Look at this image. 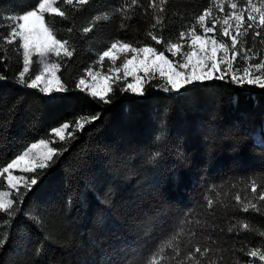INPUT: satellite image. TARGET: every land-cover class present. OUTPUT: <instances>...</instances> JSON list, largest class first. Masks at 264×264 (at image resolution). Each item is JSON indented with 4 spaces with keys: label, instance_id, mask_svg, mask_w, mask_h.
<instances>
[{
    "label": "trees",
    "instance_id": "obj_1",
    "mask_svg": "<svg viewBox=\"0 0 264 264\" xmlns=\"http://www.w3.org/2000/svg\"><path fill=\"white\" fill-rule=\"evenodd\" d=\"M149 2L138 0L125 13L115 9L131 5V0H91L78 12L61 2L67 19L46 16L57 38L69 39L76 49L71 59L54 58L63 65L57 75L68 91L53 98L17 83L22 50L18 41L7 45L2 39L14 23L9 17L30 10L38 0H0V75L6 77L0 79V164L40 139L53 141L50 146L58 150L67 148L19 205L12 226L0 225V238L9 232L0 248V264H141L146 252L184 219L192 221L189 227L200 242L204 236L216 241L211 246L221 251L209 258L223 256L219 264H235L237 257L247 262L244 252L264 247L259 235L264 231V202L258 204L259 212H244L235 201L239 193L256 202L248 177L264 174V147L257 144L264 129V89L213 80L178 95L164 92V81L157 76L145 83V96L122 92L124 80L114 83L107 104L76 89L90 66L108 74L111 61L105 59L102 68L96 61L113 41L155 43L147 36L157 14ZM208 6L209 0H168L157 34L175 42ZM103 12L110 18L83 34ZM243 39L246 47L255 44L263 52L251 33ZM156 47L162 50V45ZM35 71L33 62L27 75ZM85 114L100 118L77 131L75 140L63 143L50 135L51 128L66 121L74 125ZM157 151L160 156L153 158ZM257 182L264 190V177ZM0 191H11L2 178ZM205 194L215 202L211 209ZM37 211L39 222H34L29 214ZM3 218L6 214H0ZM197 220L203 228L195 225ZM241 223H248L249 230H241ZM146 233L155 238L144 248ZM186 240L182 237V247Z\"/></svg>",
    "mask_w": 264,
    "mask_h": 264
},
{
    "label": "snow or ice",
    "instance_id": "obj_2",
    "mask_svg": "<svg viewBox=\"0 0 264 264\" xmlns=\"http://www.w3.org/2000/svg\"><path fill=\"white\" fill-rule=\"evenodd\" d=\"M61 2L63 6L78 12L90 4L91 0H38L30 10L9 17L14 23L9 25L10 31L2 37L7 45L18 41V48L22 50L23 68L17 73V83L30 89H38L45 96L53 98L56 94L68 91L64 81L57 75L63 67L58 60L71 59L76 51L69 39L57 38L46 19V16L68 18L64 7L59 6ZM167 2L168 0H159L158 4L156 0L149 2V7L157 13L154 16L155 22L150 26L151 30L147 32L154 44L136 46L122 40L113 41L99 53L96 61L101 68L105 59L111 61L113 67L109 68L108 74L90 66L84 70L85 76L77 80L76 89L105 104L111 103L109 95L113 91L114 83L124 80L125 87L121 88L122 92L145 96V83L157 76L164 81V92L178 95L185 94L197 85L205 86L213 80L231 82L240 87L247 84L264 89V56L256 50L255 44L246 47V41L243 39L251 33L253 40L259 39V43L264 46V0H209V6L194 16V21L180 31L179 39L175 42L171 39L166 41L163 35H158L156 31L157 25L163 22V16L159 14L165 12L164 6ZM133 6H138V0H131V5L122 4L115 11L125 13ZM109 18L108 12L97 14L93 17V22L82 29L83 34L91 32L96 23ZM121 27L125 25L122 24ZM68 31L71 33L73 29L69 28ZM156 45H162V50ZM33 57L38 58L42 69L34 77H29L27 74L30 73L34 62ZM52 57L58 60H53ZM121 58L122 63L116 67L117 60ZM2 59L3 57H0V60ZM238 61H243L242 68L237 66ZM129 77L131 82H128ZM0 79L6 77L0 75ZM99 118V114L82 115L75 120L74 125L71 121H66L51 128L50 135L58 137L60 142L68 143L76 139L77 131H83L88 124ZM52 143L53 141L45 139L29 143L10 161L0 164V178L6 181L8 189L11 190L0 191V214H6V218L0 219V225L3 227L12 226L21 211L19 205H22L28 193L38 186L42 174L52 167L56 157L67 151V148L61 151L50 146ZM257 144L264 147V129L257 134ZM159 156V151L153 153V158ZM17 171L21 174L16 175ZM262 177L264 174L259 172H253L248 177V186L256 202L242 197L239 193L235 196L236 203L242 205L241 211H260L258 204L264 202V190H261L257 181ZM13 194L15 199L12 198ZM204 199L211 209L214 200L207 194ZM71 202L72 198L69 197L68 203ZM29 215L34 222H39L38 211ZM191 224L190 219L181 220L178 228L146 252L141 264H204L205 261L207 264H219L223 256L209 258L210 253L221 251L211 246L216 241H210V237L204 236L203 242H200L197 232L189 227ZM195 225L204 227L199 220ZM234 228L235 225L229 227L228 231L232 232ZM240 228L249 230V224L241 223ZM145 235L147 239L141 247L147 248L155 237L147 233ZM259 235L264 237V231H260ZM182 237H187L183 247ZM8 239L9 232L5 231L3 238H0V248L6 245ZM37 252L39 254L40 249H37ZM244 255L250 259L241 262L237 257L235 264H254L255 260L264 264V247L249 248Z\"/></svg>",
    "mask_w": 264,
    "mask_h": 264
},
{
    "label": "rangeland",
    "instance_id": "obj_3",
    "mask_svg": "<svg viewBox=\"0 0 264 264\" xmlns=\"http://www.w3.org/2000/svg\"><path fill=\"white\" fill-rule=\"evenodd\" d=\"M229 43H230V41H229ZM251 47V46H250ZM260 52V51H259ZM260 54L262 55V56H264V50H263V52H260ZM54 58L55 57H52V59L54 60ZM33 61H34V63H36V71L34 72V74H33V76L32 77H34L39 71H41V69H42V64L39 62V60H38V58L37 57H33ZM254 62H258V61H254ZM237 66L238 67H243L244 65H243V61H238L237 62ZM23 68V67H22ZM87 78V77H86ZM16 175H19V172L17 171L16 173H15ZM254 264H260V262L258 261V260H255L254 261Z\"/></svg>",
    "mask_w": 264,
    "mask_h": 264
}]
</instances>
